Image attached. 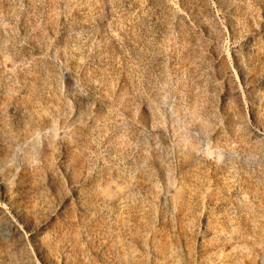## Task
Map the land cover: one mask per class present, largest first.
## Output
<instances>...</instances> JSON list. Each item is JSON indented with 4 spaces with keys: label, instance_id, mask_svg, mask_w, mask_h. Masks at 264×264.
I'll return each mask as SVG.
<instances>
[{
    "label": "rangeland",
    "instance_id": "obj_1",
    "mask_svg": "<svg viewBox=\"0 0 264 264\" xmlns=\"http://www.w3.org/2000/svg\"><path fill=\"white\" fill-rule=\"evenodd\" d=\"M67 1L0 0V264H261L264 0ZM72 25L95 50L69 47ZM157 73L179 116L216 117L170 181L121 175L105 152L133 156L144 133L174 140L134 101Z\"/></svg>",
    "mask_w": 264,
    "mask_h": 264
},
{
    "label": "water",
    "instance_id": "obj_2",
    "mask_svg": "<svg viewBox=\"0 0 264 264\" xmlns=\"http://www.w3.org/2000/svg\"><path fill=\"white\" fill-rule=\"evenodd\" d=\"M68 0L67 2H69ZM88 31L82 26L72 25L70 29L65 31L66 37L68 36L67 42L69 47H75L76 51L85 52L91 49L85 44H79V40L82 38H87ZM143 54L146 57V63L141 64V70L144 73H148L150 69V64L154 60L155 54H153L149 48H145ZM65 53V52H64ZM63 54V51L58 50V45L50 47L49 58L51 60L55 57ZM141 53L138 51H133L132 55L140 57ZM167 75L164 73H157L154 78L150 81L146 80L148 85H156L155 89L151 91L145 84L141 87L134 96V101L142 99V104L146 109V120L151 127L158 128L159 126H165L167 129L172 126L174 132V140L168 145L167 148H161L158 144H152L153 137L150 133H144L136 137L135 141L130 147V151L133 156H126L116 153L115 150L108 148L106 153L108 156L116 155L115 165L119 168V173L129 174V173H139L148 171L145 177L148 181L154 179V175L150 173L151 170L162 172L164 175V180L170 181L171 174L174 169L171 167L172 160L177 156L184 155L193 158L195 151H197V146L205 141L207 137V130L210 120H216L214 115H210L206 112H197L189 109L185 116L181 117L178 115L179 107L174 103L176 98L175 91L169 88V80L166 79ZM130 108V107H127ZM196 120H199L196 122ZM53 131V129L51 130ZM149 145L148 148L152 155V160L150 161L148 157L142 154L144 151V146ZM135 153V154H134ZM227 157H230L231 153H226ZM255 154H246L242 156L244 162L256 168L259 165L258 159ZM264 157V155H261Z\"/></svg>",
    "mask_w": 264,
    "mask_h": 264
},
{
    "label": "bare ground",
    "instance_id": "obj_3",
    "mask_svg": "<svg viewBox=\"0 0 264 264\" xmlns=\"http://www.w3.org/2000/svg\"><path fill=\"white\" fill-rule=\"evenodd\" d=\"M32 148H34V147H32ZM111 197H112V196H111ZM255 222H256V221H255ZM237 223H238V222H237ZM241 223H242V222H241ZM254 224H256V223H253V225H254ZM239 225H240V224H239ZM239 225H238V227H239ZM242 225H243V224H242ZM219 227H220V226H219ZM238 227H237V228H238ZM250 227H252V226H250ZM228 228H229V227H228ZM234 228H236V226H235ZM253 228H254V227H253ZM225 229H226V228H225ZM257 229H258V228H257ZM229 230H230V229H229ZM236 230H237V229H236ZM253 230H254V229H253ZM230 232H231V231H230ZM252 232H253V231H252ZM221 233H222V232H221ZM164 234H165V233H164ZM262 235H263V234H262ZM170 236H171V235H170ZM190 236H191V235H190ZM239 236H241V235H239ZM255 236L259 237L258 235H255ZM260 236H261V235H260ZM242 237H243V236H242ZM162 238H163V237H162ZM174 238H175V237H174ZM217 238H218V237H217ZM184 239H185V238H184ZM191 239H192V238H191ZM252 239H253V238H252ZM252 239H251V240H252ZM220 240H221V239H219V241H220ZM223 240H225V239H223ZM223 240H221V241H223ZM228 240H230V239H228ZM231 240H232V239H231ZM253 240H254V239H253ZM262 240H263V239H262ZM180 241H181V240H180ZM225 241H226V240H225ZM225 241H224V242H225ZM259 241H260V240H259ZM263 241H264V240H263ZM228 242H229V241H227V243H228ZM236 242H237V241H235V243H236ZM251 242H252V241H251ZM222 243H223V242H222ZM227 243H225V244H227ZM263 243H264V242H263ZM215 244H216V243H215ZM217 244H218V243H217ZM225 244H224V245H225ZM213 245H214V244H213ZM253 245H257L256 240H255V243H254ZM219 246H220V245H219ZM244 246H245V245H244ZM258 246H259V245H258ZM261 246H263V245H261ZM238 247H239V246H238ZM245 247H246V246H245ZM127 248H128V247H127ZM257 248H258V247H257ZM263 248H264V247H263ZM216 249H218V248H216ZM237 249H238V248H237ZM247 249H248V248H247ZM249 249H250V248H249ZM261 249H262V248H261ZM173 250H174V249H173ZM188 250H189V249H188ZM193 250H194V249H193ZM241 250H243V249H241ZM252 250H254V248H252ZM252 250H251V251H252ZM257 250H258V249H257ZM181 251H182V250H181ZM238 251H239V250H238ZM238 251H237V252H238ZM248 251H249V250H248ZM254 251H255V250H254ZM193 252H194V251H193ZM234 252H235V251H234ZM255 252H256V251H255ZM255 252H254V253H255ZM157 253H158V252H157ZM189 253L192 254L191 250L189 251ZM203 254H204V253H202V255H203ZM248 254H249V252H248ZM248 254H247V255H248ZM255 254H256V253H255ZM260 254H261V253H260ZM262 254L264 255V253H262ZM202 255H201V256H202ZM251 255H252V254H251ZM257 255H258V253H257L255 256H257ZM191 256H192V255H191ZM205 256H206V255H205ZM232 256H233V255H232ZM236 256H238V255H236ZM248 256H249V255H248ZM255 256H254V258H256ZM258 256H259V255H258ZM258 256H257V257H258ZM228 257H229V256H228ZM251 257H252V256H251ZM229 258H231V255H230ZM229 258H228V259H229ZM160 259H164V257H160ZM256 259H257V258H256ZM201 261H202V260H201ZM252 261H253V263H254V259H253ZM255 261H256V260H255ZM258 261H259V260H258ZM243 262H244V261H243ZM178 264H188V263H187V258H186V257L184 258V257H181V256H180V258H179V260H178ZM257 264H258V263H257ZM261 264H264V259L261 260Z\"/></svg>",
    "mask_w": 264,
    "mask_h": 264
}]
</instances>
